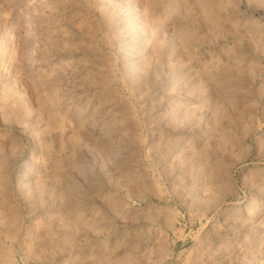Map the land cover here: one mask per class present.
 <instances>
[{"label": "rangeland", "instance_id": "1", "mask_svg": "<svg viewBox=\"0 0 264 264\" xmlns=\"http://www.w3.org/2000/svg\"><path fill=\"white\" fill-rule=\"evenodd\" d=\"M0 264H264V0H0Z\"/></svg>", "mask_w": 264, "mask_h": 264}, {"label": "bare ground", "instance_id": "2", "mask_svg": "<svg viewBox=\"0 0 264 264\" xmlns=\"http://www.w3.org/2000/svg\"><path fill=\"white\" fill-rule=\"evenodd\" d=\"M222 126V125H221ZM220 126V127H221ZM216 127H218V126H216ZM224 127V126H223ZM215 128V127H214ZM220 129V128H219ZM218 130V129H217ZM220 131V130H219ZM221 132L223 133V131L221 130ZM206 139V138H205ZM184 144H185V148L187 147H189L190 146V142L188 141L187 143L186 142H184ZM190 148V147H189ZM191 148H192V146H191Z\"/></svg>", "mask_w": 264, "mask_h": 264}]
</instances>
